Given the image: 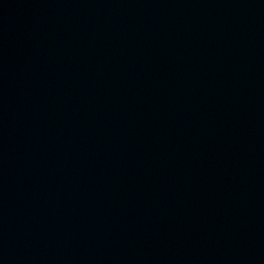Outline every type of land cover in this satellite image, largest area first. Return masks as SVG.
<instances>
[{
    "label": "water",
    "instance_id": "obj_1",
    "mask_svg": "<svg viewBox=\"0 0 264 264\" xmlns=\"http://www.w3.org/2000/svg\"><path fill=\"white\" fill-rule=\"evenodd\" d=\"M0 264H264V0H0Z\"/></svg>",
    "mask_w": 264,
    "mask_h": 264
}]
</instances>
